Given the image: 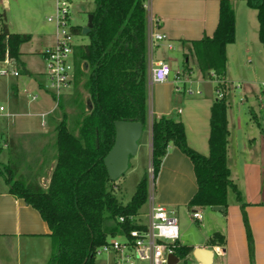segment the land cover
Instances as JSON below:
<instances>
[{"label":"crops","instance_id":"0c3cea01","mask_svg":"<svg viewBox=\"0 0 264 264\" xmlns=\"http://www.w3.org/2000/svg\"><path fill=\"white\" fill-rule=\"evenodd\" d=\"M232 3L236 12V40L226 48L225 81L230 86L236 81L242 85L250 82L247 69L253 70L256 76V81L250 82L252 85L261 83L259 79L263 80L259 85L261 95L259 92H253L254 95L246 92L239 100L234 99L232 93L227 97V162L230 178L240 190L246 206L242 209L235 193L232 191L235 195L233 200L229 199L228 193V209L217 212L218 218L224 221L222 228L206 242H197L189 247L214 251L213 264H264V46L259 36L258 11L249 7L247 0H232ZM145 6L148 14L149 118L138 153L143 148L147 149L152 159L153 119L167 116L183 123L191 149L209 157L210 120L217 100L216 85L200 70L196 59L199 51L193 41L213 36L219 21L220 0H145ZM94 7L87 10V23L80 25L83 28L88 26ZM54 10L52 0H0V13L5 14L9 30L31 35L28 42L20 45V59L24 66L0 62V108H4L0 111V139L6 150L5 159L0 163L10 161L6 156L13 142V159H18L21 151L33 155V159L28 161L36 174L41 171L37 174L40 185L41 180L45 184V176L50 175L44 189L50 184L56 163L54 160L52 167L45 158L46 140L59 122V106L57 103L51 106V101H56L51 93L43 90L47 83L45 70H37L32 57L39 53L44 59L45 50L56 43V25L54 27L48 20L54 15ZM151 17L155 20L152 24ZM150 31L164 33L167 39L150 49ZM78 44L83 43L76 42ZM159 61L169 63L172 75L165 83L151 84L152 64ZM4 69L9 73L2 74ZM13 70H18L19 74L15 75ZM25 93L36 95L37 99L33 101L31 97H25ZM33 150L37 151L35 156ZM44 162L49 168H43ZM153 186L158 205L189 216L192 214L188 210L194 213L203 209L190 208V202L198 191L194 166L173 144L163 159ZM244 213L254 240L253 262ZM196 221L202 222L203 215ZM50 233L40 213L24 200L11 195L0 176V264H48L52 254ZM215 234L225 239V245L212 244Z\"/></svg>","mask_w":264,"mask_h":264},{"label":"trees","instance_id":"16d2710c","mask_svg":"<svg viewBox=\"0 0 264 264\" xmlns=\"http://www.w3.org/2000/svg\"><path fill=\"white\" fill-rule=\"evenodd\" d=\"M258 11L259 36L264 46V0H247ZM89 41L75 47L74 87L82 86L89 94V111L83 115L76 135L68 126L65 102L58 106L63 113L56 126V163L50 184L44 189L39 182L27 181L20 174L18 159L10 143V161L0 163V176L9 193L37 210L50 228L52 254L48 264H95L98 248L108 237L135 228L129 220L139 214L149 199L150 176L144 174L127 204H122L109 189L112 181L104 159L115 144V122L130 121L148 124L149 66L148 14L145 0H94ZM0 62L24 66L20 45L31 39L30 34L9 30L4 13H0ZM83 34V27H72ZM236 40V12L232 0H220L219 21L212 37L193 41L198 47L201 71L212 79L225 80L226 48ZM87 67V68H85ZM26 71V70H24ZM78 93L76 103L84 111ZM87 108V109H88ZM228 103L217 99L210 120V156L191 149L186 141L182 122L157 116L152 122V168L154 182L171 144L192 162L198 191L190 208L228 209V193L233 191L242 209L246 204L237 185L230 178L228 167ZM249 251L254 261V240L244 213ZM124 217L125 223L119 218ZM219 236L215 234L214 237ZM225 245V239L222 238ZM194 248L181 246L178 258L187 259Z\"/></svg>","mask_w":264,"mask_h":264},{"label":"built area","instance_id":"2783aa9c","mask_svg":"<svg viewBox=\"0 0 264 264\" xmlns=\"http://www.w3.org/2000/svg\"><path fill=\"white\" fill-rule=\"evenodd\" d=\"M54 1L55 14L49 16L48 20L56 25V43L44 52L47 83L43 90L51 93L58 105L59 100L74 86V60L77 46L74 39L77 34L74 33L73 25L70 23L71 0ZM150 22L152 24L155 20L151 17ZM149 34L150 49L157 42L167 39V35L161 32L150 31ZM5 61L10 63L9 59ZM12 72L15 75L19 74L18 70ZM1 73L8 74L9 70L4 69ZM211 74L212 81L216 85L217 99H227L229 92L223 90L226 81L218 79L215 72ZM171 75L172 68L169 63L153 62L151 84L165 83ZM262 91L264 93V83ZM25 97H31L33 101L37 99L36 95L30 96L27 93ZM0 111H4V108L1 107ZM150 182L153 186L154 174ZM192 218L201 220L202 215L194 212ZM118 220L122 224L125 223L124 217ZM129 220L135 228L108 237L106 243L96 251L95 264H170L171 256L178 257L177 250L182 244L176 212L156 204L153 194L150 196L147 213L139 212Z\"/></svg>","mask_w":264,"mask_h":264},{"label":"rangeland","instance_id":"374dc122","mask_svg":"<svg viewBox=\"0 0 264 264\" xmlns=\"http://www.w3.org/2000/svg\"><path fill=\"white\" fill-rule=\"evenodd\" d=\"M52 3L55 5L54 0H52ZM71 4L72 5H71V11H70V15H71L70 23L72 25H84L85 23H87V20H88L87 10L90 9V7L94 6L93 0H71ZM53 13L55 14V10ZM1 21L2 19L0 18V25H1ZM52 24L55 27L54 22H52ZM74 41L81 42V43H87L89 41V38L86 34H80V35L75 36ZM196 59L200 67V56L198 54H196ZM32 60L34 61V64H35L34 66L37 70L39 71L45 70L46 72L45 60L43 59L41 54L35 53L32 57ZM247 70L249 71L247 73L248 74L247 79H249L250 82H255L256 76L253 74V70H250V69H247ZM197 72L198 70H195V73ZM262 74H259V75L262 76ZM43 79L45 80L44 75H43ZM259 80H261V83H262L263 80L262 79H259ZM250 82L244 83L243 85L237 81L232 82L235 88H233L232 85L230 86L229 85L230 83L229 84L226 83L225 86H223V90L229 92V94L230 93L234 94L235 96L234 99H237V100H239L241 95L243 96L246 92H248L249 95L250 94L254 95L255 92L256 93L259 92V95H261L260 94L261 87L259 88V85L261 83L256 82V85H252ZM78 93L82 96L81 102H83L86 106L85 111L81 107H79V105L76 103ZM62 98L64 99V102H65V112L68 115L67 117L68 126L71 129V131L77 135L80 125H81L82 117L83 115L87 114L89 111V108L87 107V105L90 103L89 94L82 88V86H79V87L73 86ZM55 103L56 102L51 101V106L54 107ZM57 112H58L57 113V122H58V121H61L63 113L60 111V109H58ZM55 138H56V130H54V132L52 131L49 137V140H46V143H48V147H47L45 162L46 163L49 162L50 165L53 164L52 162L57 157ZM140 143H141V140H140ZM5 152L6 150L4 148L3 142H1V139H0V153H1L0 161H3L5 159L3 158V155L5 154ZM32 153L35 156L37 151L33 150ZM6 157H7V160L11 159L9 154ZM32 157L33 155L31 154L28 155L27 152L21 151V154H19L17 163L20 167V174L23 175V177L27 181L37 182L38 180L37 174L38 173L40 174L41 171H39L37 174L35 173L34 166L28 161L29 158L32 160L33 159ZM45 166L48 167V164L44 165L43 168ZM146 173L149 174L150 179L153 178L151 157L148 153V150L147 149L144 150L143 148L135 157L131 158L130 169L127 171V173L118 181L110 183L109 189L114 192V194L117 196L118 200L122 204H127L131 200L132 196L134 195L138 183L142 179L143 175ZM45 179L47 180L50 179V175L49 174L46 175ZM47 180H45V184L43 180H41L42 187H45V185L47 184ZM152 194L153 196H155L154 186H152V182H150L149 199L147 203L144 205V207L141 209L140 211L141 214L147 213L148 207H149L150 196ZM229 199L230 200L235 199V195L232 191H229ZM188 211H190V213L192 214L193 210H188ZM198 211L203 215L202 222H197L195 219L192 218V216L186 215L184 212L177 213L175 211L176 217L178 218V221H179V230L181 233V243L184 244L185 246H190L197 242H206L207 238L213 236L214 232L219 230V228H222L221 226L224 223L223 220L218 218L217 212H215L213 208H203V209H198ZM222 241H223L222 236L220 235L217 237L215 236L213 237L212 244H222ZM178 264H196L193 253H191L187 259L185 260L181 259V261Z\"/></svg>","mask_w":264,"mask_h":264},{"label":"water","instance_id":"95a60500","mask_svg":"<svg viewBox=\"0 0 264 264\" xmlns=\"http://www.w3.org/2000/svg\"><path fill=\"white\" fill-rule=\"evenodd\" d=\"M92 27V15L88 26L83 28V34H88ZM116 138L112 150L104 159V164L112 182L121 179L130 169V160L139 151V142L144 132V126L139 122H115ZM215 212H224L223 207H214ZM193 256L197 264H213L214 251L205 248H196ZM180 259L171 256L170 264H178Z\"/></svg>","mask_w":264,"mask_h":264}]
</instances>
